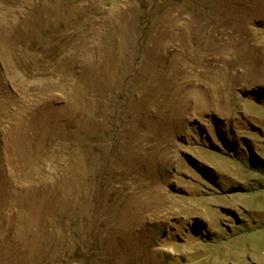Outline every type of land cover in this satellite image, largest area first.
I'll return each instance as SVG.
<instances>
[{
    "label": "rangeland",
    "instance_id": "374dc122",
    "mask_svg": "<svg viewBox=\"0 0 264 264\" xmlns=\"http://www.w3.org/2000/svg\"><path fill=\"white\" fill-rule=\"evenodd\" d=\"M0 264H264V0H0Z\"/></svg>",
    "mask_w": 264,
    "mask_h": 264
}]
</instances>
